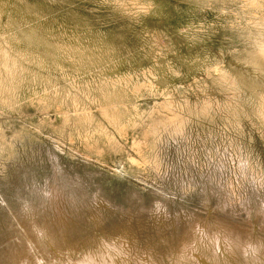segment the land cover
<instances>
[{
    "label": "rangeland",
    "instance_id": "obj_1",
    "mask_svg": "<svg viewBox=\"0 0 264 264\" xmlns=\"http://www.w3.org/2000/svg\"><path fill=\"white\" fill-rule=\"evenodd\" d=\"M263 76L264 0H0V264L264 237Z\"/></svg>",
    "mask_w": 264,
    "mask_h": 264
},
{
    "label": "bare ground",
    "instance_id": "obj_2",
    "mask_svg": "<svg viewBox=\"0 0 264 264\" xmlns=\"http://www.w3.org/2000/svg\"><path fill=\"white\" fill-rule=\"evenodd\" d=\"M247 61L250 62V64L258 70V72L260 71L263 74L262 69L255 59ZM252 74H255V71ZM62 199L65 200V198ZM57 200L59 199L57 198ZM58 202L56 201V203ZM71 204L72 202H68V205ZM57 206L60 205L57 204ZM57 208L55 209V214H65L62 206H60V209L58 210ZM56 218L60 219V217ZM51 220L54 222L53 218ZM52 221H49L48 225H43L40 228L35 227V230L37 231V241L44 245H50V254L46 255L47 257H45L43 251L38 247L35 240L30 239L29 246L24 251L23 256L21 255L19 256V258L17 256L16 258V255H13L10 257L14 264H67L65 259L69 255L63 253L64 251H61L62 249H66L65 251L67 252V248L57 247V244H55L57 239V236L55 235L58 234L57 230L60 231L64 226H58L57 228V226H55L56 223L54 222L55 224L53 225ZM64 221H66V219ZM211 227L212 226L209 223H207L206 225H204L203 223H196L195 225H193L188 237L185 238L186 241H184L176 251H174L173 253L171 252L172 254H170L168 260L164 261L163 264H235V262H238L240 264H264L263 236H257L253 233H250L249 235L247 234L246 236H241L240 234L234 235L231 233V231H229L227 227L220 226L217 229ZM124 237L125 236H122L121 239H103V241H100L101 248H98V250L100 249L99 251H96L94 253L92 252L93 254L86 253V255H82L81 257L79 256L80 258H78L77 256L78 259H76L72 264H156L151 259V257L153 256L152 251V256H150V254H144L142 259L140 258L135 260L134 251L130 246L131 242L128 238ZM131 240L133 242V239ZM149 252L150 251H148L147 253ZM162 256L166 255L162 254Z\"/></svg>",
    "mask_w": 264,
    "mask_h": 264
}]
</instances>
